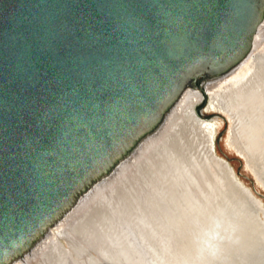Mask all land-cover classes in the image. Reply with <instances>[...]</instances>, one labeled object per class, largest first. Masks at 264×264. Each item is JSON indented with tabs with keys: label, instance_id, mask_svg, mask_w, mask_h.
Instances as JSON below:
<instances>
[{
	"label": "water",
	"instance_id": "water-1",
	"mask_svg": "<svg viewBox=\"0 0 264 264\" xmlns=\"http://www.w3.org/2000/svg\"><path fill=\"white\" fill-rule=\"evenodd\" d=\"M261 5L0 0V264L114 165L186 73H205L206 88L242 56Z\"/></svg>",
	"mask_w": 264,
	"mask_h": 264
},
{
	"label": "bare ground",
	"instance_id": "bare-ground-1",
	"mask_svg": "<svg viewBox=\"0 0 264 264\" xmlns=\"http://www.w3.org/2000/svg\"><path fill=\"white\" fill-rule=\"evenodd\" d=\"M258 19L245 53L205 85L229 145L264 182V0ZM191 76L6 264H264L262 205L213 155Z\"/></svg>",
	"mask_w": 264,
	"mask_h": 264
},
{
	"label": "rangeland",
	"instance_id": "rangeland-1",
	"mask_svg": "<svg viewBox=\"0 0 264 264\" xmlns=\"http://www.w3.org/2000/svg\"><path fill=\"white\" fill-rule=\"evenodd\" d=\"M263 21L259 24L254 37L260 34V27L263 25ZM262 36H264V31L261 34V37ZM191 74L192 76L190 78H194L193 86L196 88L202 86V89L204 91L202 100L195 105V110L197 111L200 119H206L212 123L214 122L213 124L215 126V133L213 146L216 155L227 161V163L233 170V174L235 175L237 180L249 190V193L255 199H258L260 201L264 211V186L259 182V180H257L254 173L246 165L244 157L241 154L237 153L235 149L229 145L228 136L231 126L230 120L229 118H227L228 116H226V113L213 108L212 106H209V95L206 91V88H204L201 83V79L205 78L206 74L201 72L198 78L196 77L194 71H192ZM211 108L214 110H212ZM84 187L85 186H82L81 189H84ZM77 193L78 192H76V194ZM76 194L74 195L73 199L76 197Z\"/></svg>",
	"mask_w": 264,
	"mask_h": 264
}]
</instances>
